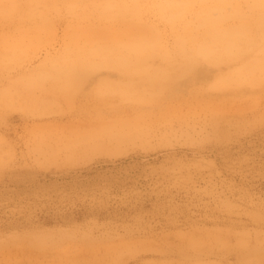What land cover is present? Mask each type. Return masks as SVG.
<instances>
[{"label": "rangeland", "instance_id": "1", "mask_svg": "<svg viewBox=\"0 0 264 264\" xmlns=\"http://www.w3.org/2000/svg\"><path fill=\"white\" fill-rule=\"evenodd\" d=\"M151 1L0 0V264H264V18L194 63Z\"/></svg>", "mask_w": 264, "mask_h": 264}, {"label": "bare ground", "instance_id": "2", "mask_svg": "<svg viewBox=\"0 0 264 264\" xmlns=\"http://www.w3.org/2000/svg\"><path fill=\"white\" fill-rule=\"evenodd\" d=\"M154 3L155 1H151L147 6L146 0H134L133 10L136 16L134 20L137 24H140L139 29L147 28L150 32L153 31L152 26L142 22L139 15L142 9H149L154 6ZM222 3L223 0H157L155 9L158 14L170 24L171 27L178 26L181 28V32L176 34L177 41L175 40L174 48L176 50L181 48L182 56L186 60H190L194 63L198 60H204L209 63H220L222 59H225L222 55L228 58H235L241 53L245 54L254 49L250 44H247V47L241 48L240 50L236 43H222V45H220V43L216 41V31L219 29L220 22H222L224 18L220 13L213 14L210 10L217 8L221 10L220 8L223 6ZM234 4H231L232 8L237 7ZM250 6L252 9H255L254 11L257 14L255 17L257 19L264 18V0H254ZM240 10L242 11V9ZM187 13H193V16L188 18ZM146 40L147 36L137 35V41L135 42L136 52H139V47H141ZM141 50L142 47L140 51ZM259 51L260 54L255 55L253 61H249L248 67L244 71V78L241 82L253 81L255 70H264V47Z\"/></svg>", "mask_w": 264, "mask_h": 264}]
</instances>
